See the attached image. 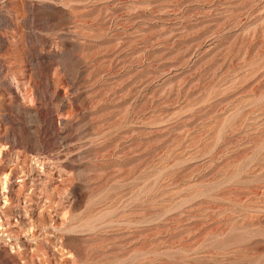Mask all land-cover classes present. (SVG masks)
Here are the masks:
<instances>
[{"label":"rangeland","instance_id":"obj_1","mask_svg":"<svg viewBox=\"0 0 264 264\" xmlns=\"http://www.w3.org/2000/svg\"><path fill=\"white\" fill-rule=\"evenodd\" d=\"M0 264H264V0H0Z\"/></svg>","mask_w":264,"mask_h":264},{"label":"bare ground","instance_id":"obj_2","mask_svg":"<svg viewBox=\"0 0 264 264\" xmlns=\"http://www.w3.org/2000/svg\"><path fill=\"white\" fill-rule=\"evenodd\" d=\"M1 188H2V192H5L6 189V175L3 174V176L1 177Z\"/></svg>","mask_w":264,"mask_h":264}]
</instances>
